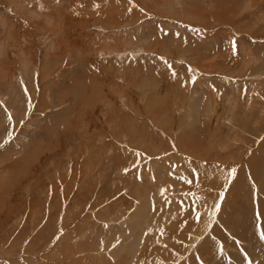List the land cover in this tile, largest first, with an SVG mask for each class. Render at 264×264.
<instances>
[{"label": "rangeland", "instance_id": "obj_1", "mask_svg": "<svg viewBox=\"0 0 264 264\" xmlns=\"http://www.w3.org/2000/svg\"><path fill=\"white\" fill-rule=\"evenodd\" d=\"M0 264H264V0H0Z\"/></svg>", "mask_w": 264, "mask_h": 264}]
</instances>
